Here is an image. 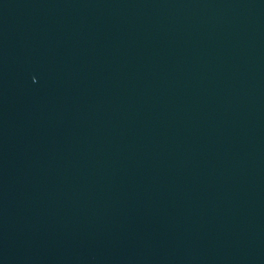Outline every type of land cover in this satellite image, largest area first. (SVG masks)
I'll return each mask as SVG.
<instances>
[{
	"label": "water",
	"instance_id": "obj_1",
	"mask_svg": "<svg viewBox=\"0 0 264 264\" xmlns=\"http://www.w3.org/2000/svg\"><path fill=\"white\" fill-rule=\"evenodd\" d=\"M0 264H264V0H0Z\"/></svg>",
	"mask_w": 264,
	"mask_h": 264
}]
</instances>
